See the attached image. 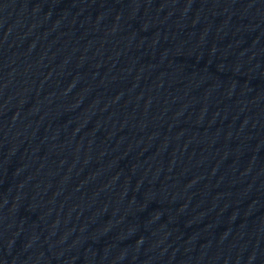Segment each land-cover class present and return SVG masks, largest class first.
<instances>
[{
  "label": "water",
  "instance_id": "obj_1",
  "mask_svg": "<svg viewBox=\"0 0 264 264\" xmlns=\"http://www.w3.org/2000/svg\"><path fill=\"white\" fill-rule=\"evenodd\" d=\"M0 264H264V0H0Z\"/></svg>",
  "mask_w": 264,
  "mask_h": 264
}]
</instances>
